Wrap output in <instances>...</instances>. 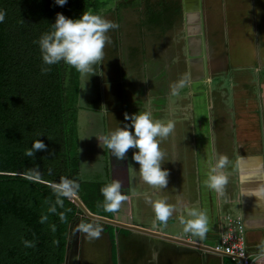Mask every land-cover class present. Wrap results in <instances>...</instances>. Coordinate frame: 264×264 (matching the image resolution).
Listing matches in <instances>:
<instances>
[{
  "label": "crops",
  "instance_id": "1",
  "mask_svg": "<svg viewBox=\"0 0 264 264\" xmlns=\"http://www.w3.org/2000/svg\"><path fill=\"white\" fill-rule=\"evenodd\" d=\"M98 71V75L90 76L87 81L80 74L77 115L79 173L82 164L91 163L82 170L88 179L84 181L107 184L119 181L122 184L121 190L127 199L121 202L120 207L109 219L122 225H134L166 237L212 248L218 239L224 217L240 215L245 227L248 253L263 252L264 106L261 98L256 106L257 109L260 108L258 114L238 113L240 115H236L235 120L246 121H239L237 126L233 125L232 129L236 132L231 133V138L223 134L217 140L216 132L223 131L224 125L231 119L228 121L226 115L219 118L223 113L216 110L222 108V105L216 102L211 105V109H215L213 112L217 114L216 120L219 119L220 128L212 126L209 121L211 113L208 90L203 87L206 80L196 83L189 81L192 90L190 94L194 97L192 111L181 112L178 120L171 122L174 125L173 131L165 138H157L160 150L164 153L162 168L169 172L168 184L163 188L149 185L143 180L139 165L131 159L133 149L128 150L125 160L116 158L119 163L115 164V168L110 165L109 172H106L103 159L107 149L100 137L129 123L125 120L126 114L131 116L139 112L129 107L127 100H123L124 89L121 80L116 82L112 79L104 81V87L106 86L110 93L109 98L105 99L110 108L108 112H101L102 102L95 104L100 95L98 79L101 73L99 69ZM82 79L86 83L84 90L81 87ZM234 91L233 88V97H230V100L234 98L233 105L238 94ZM82 99L90 101V104L81 105ZM234 107L231 106L228 111L222 109L225 114L237 112V106L235 110ZM184 115H191L190 120L183 118ZM81 118L84 119V139L81 138ZM152 119L156 121L155 118ZM184 124H187L186 128ZM220 157L227 158V162L219 170L227 177V183L222 191H216L203 186L206 169L202 162L211 158L213 163H218ZM98 179L101 181H95ZM156 202H163L171 208L168 218L164 221L157 218L154 209ZM192 211L203 212L207 216V231L203 236L184 230L186 222L193 218L190 216ZM74 226L76 232L74 231L73 236L71 231L68 255L77 253L78 264H233L225 256L191 244L169 240L158 234L131 231L127 227L90 220L83 223L78 220ZM97 230L99 235L92 236ZM103 237L107 244L96 245L94 241ZM95 249L101 253L100 256L94 257L92 251ZM254 264L264 263L256 261Z\"/></svg>",
  "mask_w": 264,
  "mask_h": 264
},
{
  "label": "trees",
  "instance_id": "2",
  "mask_svg": "<svg viewBox=\"0 0 264 264\" xmlns=\"http://www.w3.org/2000/svg\"><path fill=\"white\" fill-rule=\"evenodd\" d=\"M91 1L67 0L60 7L54 0H0L6 13L0 23V264H64L81 215L56 192L64 177L78 185L73 194L90 213H113L100 191L108 184L80 179V73L60 63L42 75L36 43L57 13L78 19L93 8L99 14L102 2ZM37 139L46 150L28 157Z\"/></svg>",
  "mask_w": 264,
  "mask_h": 264
},
{
  "label": "rangeland",
  "instance_id": "3",
  "mask_svg": "<svg viewBox=\"0 0 264 264\" xmlns=\"http://www.w3.org/2000/svg\"><path fill=\"white\" fill-rule=\"evenodd\" d=\"M98 2L108 3L107 7L99 9V14L119 25L107 33L111 42L104 48L99 67L100 95L95 104L102 102L100 111L104 113L106 109L108 112L110 108L106 101L110 93L104 87V81L112 79L116 82L121 80L123 100H127L129 107L139 113L151 114V118L163 124L178 120L181 112H191L194 103L188 78L191 46L186 40L183 0ZM199 7L202 44L198 54H203L204 62H207L203 87L208 90L209 121L212 126H218L219 119L216 120L217 114L213 112L214 108L211 109L212 104L217 102L224 111L231 106H235V110L237 106V112L227 114L222 108L216 110L223 113L219 115L220 119L224 115L228 121L231 119L227 123L224 121L223 131L216 132L217 140L223 134L231 138L233 125L246 121L235 120L236 115L258 114L260 108L256 106L260 98L264 106V0H199ZM82 82L84 90L86 83L84 79ZM233 88L238 93L234 105V98L230 100ZM85 104H90V101L82 99L81 105ZM189 117L191 115H184L183 118L190 120ZM80 124L81 138L84 139L83 118ZM184 126L186 128L187 124ZM104 155L103 162L108 173L109 166L115 168L119 160L108 149ZM89 164H82V170ZM82 170L80 179L88 180ZM83 219V222L87 221L84 217H78L81 222ZM74 231L76 226L72 234ZM72 242H75V237ZM94 242L96 245L107 244L105 237ZM92 252L94 257L101 255L96 249Z\"/></svg>",
  "mask_w": 264,
  "mask_h": 264
},
{
  "label": "clouds",
  "instance_id": "4",
  "mask_svg": "<svg viewBox=\"0 0 264 264\" xmlns=\"http://www.w3.org/2000/svg\"><path fill=\"white\" fill-rule=\"evenodd\" d=\"M54 3L62 7L67 0H54ZM5 15L6 13L0 10V23L4 21ZM118 27V24L104 16L88 11H84L78 19H71L62 13H57L54 23L50 25V30L43 33L36 41L42 61L41 74H47L52 66L63 63L74 68L86 78V81L90 76L98 75V69L104 57V48L111 42L107 33ZM105 111L107 112L106 109ZM125 120L129 123L100 137L104 146L121 161L126 159L128 150L133 149L131 159L139 165L143 180L149 185L165 188L168 184L169 172L162 168L161 161L164 153L160 150L157 138L167 137L173 131L174 125L171 122L163 124L153 121L146 112L131 116L126 114ZM45 150L46 145L42 140L37 139L32 148L26 151V155L35 157L38 151ZM226 162V157H220L218 163H213L211 158L202 162L206 169L204 187L216 191L223 190L227 177L219 170ZM77 188L78 185L66 177L55 185L57 194L65 197L73 195ZM121 189L122 184L119 181L101 188L107 211L115 212L121 202L127 199ZM154 209L157 218L161 221L166 220L171 212V208L163 202H156ZM190 216L193 218L186 222L184 230L203 236L208 225L206 214L192 211ZM98 235L99 230L92 233V236Z\"/></svg>",
  "mask_w": 264,
  "mask_h": 264
},
{
  "label": "water",
  "instance_id": "5",
  "mask_svg": "<svg viewBox=\"0 0 264 264\" xmlns=\"http://www.w3.org/2000/svg\"><path fill=\"white\" fill-rule=\"evenodd\" d=\"M183 8H184V19H185V26H186V40L189 46H191V50H189L188 53V78L191 83L201 82L206 80V66L203 58V54H198L199 47L202 44V36H201V24H200V7H199V0H183ZM72 202L80 209L82 213V217L91 220V221H97L109 225H114L116 227H127V229L131 231H137V232H147L150 234L157 235L158 233H153L150 231H147L145 229H142L141 227H137L134 225H122L121 223H118L117 221H114L112 219L94 215L90 213L87 208L84 206V204L81 202V200L76 195H71L69 197ZM161 237H165L169 240H174L176 242H183L187 244H191L194 246H197L198 248L202 250H208L212 251L210 247H204L201 245H195L192 243H188L184 240L173 238V237H166L161 234H158ZM78 254H73L72 256L68 255V245H67V251H66V257L64 264H78Z\"/></svg>",
  "mask_w": 264,
  "mask_h": 264
},
{
  "label": "built area",
  "instance_id": "6",
  "mask_svg": "<svg viewBox=\"0 0 264 264\" xmlns=\"http://www.w3.org/2000/svg\"><path fill=\"white\" fill-rule=\"evenodd\" d=\"M212 251L227 257L233 264H254L256 261L264 263V251L256 254L248 253L245 227L240 215L224 217L222 228Z\"/></svg>",
  "mask_w": 264,
  "mask_h": 264
},
{
  "label": "flooded vegetation",
  "instance_id": "7",
  "mask_svg": "<svg viewBox=\"0 0 264 264\" xmlns=\"http://www.w3.org/2000/svg\"><path fill=\"white\" fill-rule=\"evenodd\" d=\"M89 1H91V0H89ZM91 2H93V1H91ZM91 2H89V3H91ZM107 6H108V3H106V2H102V5H101L100 8H105V7H107ZM90 10H93V8H90ZM205 64H207V62H205Z\"/></svg>",
  "mask_w": 264,
  "mask_h": 264
},
{
  "label": "bare ground",
  "instance_id": "8",
  "mask_svg": "<svg viewBox=\"0 0 264 264\" xmlns=\"http://www.w3.org/2000/svg\"><path fill=\"white\" fill-rule=\"evenodd\" d=\"M80 217H82V213H81Z\"/></svg>",
  "mask_w": 264,
  "mask_h": 264
}]
</instances>
